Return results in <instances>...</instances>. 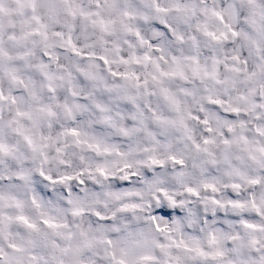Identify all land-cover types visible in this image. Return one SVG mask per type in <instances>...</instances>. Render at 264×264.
I'll return each mask as SVG.
<instances>
[{
    "label": "clouds",
    "instance_id": "clouds-1",
    "mask_svg": "<svg viewBox=\"0 0 264 264\" xmlns=\"http://www.w3.org/2000/svg\"><path fill=\"white\" fill-rule=\"evenodd\" d=\"M0 264H264V0H0Z\"/></svg>",
    "mask_w": 264,
    "mask_h": 264
}]
</instances>
